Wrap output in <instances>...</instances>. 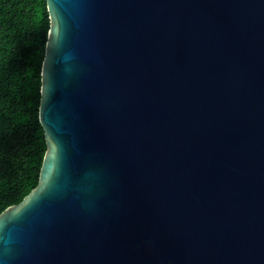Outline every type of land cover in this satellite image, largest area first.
I'll list each match as a JSON object with an SVG mask.
<instances>
[{"label":"water","instance_id":"95a60500","mask_svg":"<svg viewBox=\"0 0 264 264\" xmlns=\"http://www.w3.org/2000/svg\"><path fill=\"white\" fill-rule=\"evenodd\" d=\"M47 8V151L0 264H264V0Z\"/></svg>","mask_w":264,"mask_h":264},{"label":"trees","instance_id":"16d2710c","mask_svg":"<svg viewBox=\"0 0 264 264\" xmlns=\"http://www.w3.org/2000/svg\"><path fill=\"white\" fill-rule=\"evenodd\" d=\"M49 31L47 0H0V215L39 184L47 151L39 112Z\"/></svg>","mask_w":264,"mask_h":264}]
</instances>
